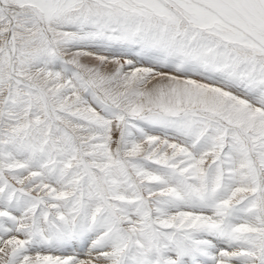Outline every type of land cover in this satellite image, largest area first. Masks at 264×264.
I'll list each match as a JSON object with an SVG mask.
<instances>
[{
	"label": "rangeland",
	"instance_id": "obj_1",
	"mask_svg": "<svg viewBox=\"0 0 264 264\" xmlns=\"http://www.w3.org/2000/svg\"><path fill=\"white\" fill-rule=\"evenodd\" d=\"M209 5L0 0V264H97L111 252L103 264H181L193 253L211 264H264V40L227 22L244 23L236 6ZM243 40L254 42L251 54L237 46ZM87 53L112 65L86 63ZM149 75L188 83L157 85L153 97L140 85ZM243 88L262 114L244 95L229 100ZM158 135L170 139L167 151L154 145ZM79 225L83 252L77 239L52 246V231L68 238Z\"/></svg>",
	"mask_w": 264,
	"mask_h": 264
},
{
	"label": "bare ground",
	"instance_id": "obj_2",
	"mask_svg": "<svg viewBox=\"0 0 264 264\" xmlns=\"http://www.w3.org/2000/svg\"><path fill=\"white\" fill-rule=\"evenodd\" d=\"M197 1H199V2H201V3H208V4H210L209 6H211V5H214V3H215V0H197ZM232 1V2H231ZM223 2V1H222ZM225 2L226 3H228V4H231L232 6H236L237 8H236V10L238 11L237 13L238 14H240L242 17H243V21H244V23H242L241 21H237L236 19L235 20H231V17H229L228 18V20H227V22L228 23H231L232 25H235V26H237V27H239L240 29H243L244 31H246L247 32V34H249L250 36H252L254 39H256L260 44H261V40L260 39H263L264 40V37L262 36H259V33H261V34H264V0H225ZM233 7V8H234ZM15 9H11V8H5V11H7L6 13L9 15V14H12V13H14L15 11H14ZM18 11H22V12H26V13H28L29 11L27 10V9H24V10H18L17 9V12ZM16 13V12H15ZM30 13V12H29ZM13 15V14H12ZM232 18H234V17H232ZM259 32V33H258ZM260 34V35H261ZM244 37V36H243ZM237 39H239V38H237ZM241 39V38H240ZM253 39V40H254ZM87 40V39H86ZM251 40V39H250ZM95 41V40H94ZM242 43H240L239 45H237V46H239L240 48H241V50L244 52V53H246V54H251L253 51H254V49H253V46H252V44L254 43H249L248 41L246 42L245 40H243V41H241ZM10 44V43H9ZM76 44V43H75ZM106 44V43H105ZM104 44V45H105ZM256 44V43H255ZM71 45V44H70ZM10 46V45H9ZM89 46V45H88ZM261 46V45H260ZM131 47V46H130ZM258 47H259V45H258ZM9 48V51H10V47H8ZM72 48V47H71ZM103 48V47H102ZM234 48H237V47H234ZM261 48V47H260ZM74 49H76V48H74ZM99 49V48H98ZM115 49H119V48H116L115 47ZM238 49V48H237ZM83 50V49H82ZM105 50V49H104ZM260 50H262V49H260ZM101 51V50H100ZM238 51H240V50H238ZM93 52V51H92ZM102 52V51H101ZM104 52V51H103ZM124 52V51H123ZM86 53V52H85ZM120 53V52H119ZM126 53V52H125ZM240 53V52H239ZM93 54V53H92ZM92 54H90V53H87L85 56H84V59H86L87 60V62L86 63H90V64H93V65H95L96 67H98V68H101L102 69V67H101V65H103L104 67H106V68H108V65H112V61H110V60H112V59H107V57H101V56H94V55H92ZM97 54V53H96ZM123 54V53H122ZM245 54V55H246ZM110 55V54H109ZM126 55V54H125ZM148 55V54H147ZM150 55H152V54H150ZM67 56V55H66ZM106 56V55H105ZM123 56H124V54H123ZM126 57V56H125ZM154 58V57H153ZM67 59V58H66ZM208 60V59H207ZM66 61V60H65ZM64 61V62H65ZM60 63V62H59ZM114 63H116L115 65V67L117 68V67H119V66H121L122 64H123V61L122 60H119V59H116L115 60V62ZM65 64V63H64ZM66 65H67V63H66ZM68 66V65H67ZM66 66V67H67ZM134 66V65H133ZM123 68H124V66H123ZM123 68H121V69H123ZM73 68H71V66H70V68H68V69H66V71H67V73L70 75V76H72L73 74H75L76 73V71H74V70H72ZM83 69H85V66L82 68L81 67V71L83 72ZM134 69V68H133ZM245 69V68H244ZM80 70V69H79ZM78 70V72H81V71H79ZM129 71V70H128ZM243 71V70H242ZM247 71V70H246ZM118 72H120V71H118ZM121 72H123V71H121ZM120 72V73H121ZM168 72V71H167ZM225 73V72H224ZM250 73V72H249ZM118 74V73H117ZM122 74V73H121ZM120 74V75H121ZM139 74H141V73H139ZM139 74H138V77H139ZM244 74V73H243ZM242 74V75H243ZM247 75V74H246ZM74 76L75 75H73V78H74ZM142 75H140V77H141ZM124 77H127V76H125V74H124ZM139 77V78H140ZM145 77V76H144ZM246 77V76H245ZM72 78V79H73ZM143 78V77H142ZM190 78V77H189ZM250 78V77H249ZM78 79V78H77ZM83 79L84 80H82V81H84L86 84H88L89 82H88V80L87 79H89V78H86L85 76L83 77ZM81 80H80V82H81ZM197 81V80H196ZM73 82V81H72ZM79 82V81H78ZM174 83V84H186V83H188V82H181V81H175V80H173V78H170V77H163V76H156V75H149V76H147L146 78H144L143 79V81H141V83H140V85H141V87L143 88V89H147V91L149 90L150 91V93H152L153 94V97L154 96H157L156 95V93L158 92V88H157V85H160L161 86V88H165L166 87V85L168 84V83H170L167 87H169L172 83ZM190 82V81H189ZM223 82V81H222ZM231 82V81H230ZM70 83V82H69ZM191 83V82H190ZM241 83H243V82H241ZM80 84V83H79ZM173 84V85H174ZM200 84V83H199ZM215 84V83H214ZM233 84V83H232ZM237 84V83H236ZM235 84V85H236ZM239 84V83H238ZM244 84V83H243ZM85 85V84H84ZM198 85V84H197ZM201 85V84H200ZM242 85V84H241ZM245 85V84H244ZM93 86V85H92ZM192 86V85H191ZM205 87H207V85L205 86ZM204 87V88H205ZM227 87H229V86H227ZM91 88L92 87H90V89L89 90H91ZM188 88V87H187ZM190 88V87H189ZM208 88H211V87H208ZM207 88V89H208ZM215 88V87H214ZM231 88H233V86L231 87ZM206 89V88H205ZM226 89V88H225ZM95 90V89H94ZM232 90V89H231ZM243 90H244V88L239 92V91H237L236 92V89H234V94H231L232 96L231 97H228L229 98V100H231V101H235V100H237V99H235L234 97H237V96H243L244 95V98H245V96L247 97V99L249 100L248 102L250 103H248L249 105H251V106H249L248 105V107H246V108H248L251 112H253V113H261L262 114V111H258L257 109H256V104L257 103H259L257 100H255V99H253V97H250V95L249 94H247V92H246V95L244 94V92H243ZM203 91V90H202ZM93 92H97V91H93ZM209 92V91H208ZM235 92H236V94H235ZM262 92V91H261ZM221 93H223V92H221ZM231 93V92H230ZM255 93H256V91H255ZM97 94H99V93H97ZM220 94V93H219ZM93 95V94H92ZM96 95V94H95ZM206 95V94H205ZM260 95H261V93H260ZM212 96V95H211ZM215 96H217L218 97V94L216 93V95ZM220 97L222 96V95H219ZM228 96V95H227ZM100 97V96H99ZM226 97V96H225ZM93 98V97H92ZM92 98H91V101H92ZM97 98V97H96ZM228 98H226V99H228ZM241 98V97H240ZM44 99H46L45 98V96H44ZM43 99V103L45 104V106L48 108L49 107V105H47L46 104V101ZM93 99H95V98H93ZM210 99V98H209ZM246 99V98H245ZM101 100V99H100ZM244 100V99H243ZM98 101V100H97ZM106 101V100H105ZM236 102V101H235ZM93 103V102H92ZM237 103V102H236ZM235 103V104H236ZM242 103V102H241ZM213 104H215L214 102H213ZM218 104V106H219V102L218 103H216V105ZM234 104V105H235ZM238 104H240V103H238ZM221 105V104H220ZM247 105V104H246ZM245 105V106H246ZM93 106V105H92ZM215 106V105H214ZM241 106H242V104H241ZM216 107V106H215ZM235 107V106H234ZM243 107V106H242ZM49 109V108H48ZM197 109V108H196ZM217 109V108H216ZM242 109V108H241ZM191 110V109H190ZM264 110V109H263ZM106 111V110H105ZM188 111V110H187ZM218 111V110H217ZM194 112V111H193ZM105 113V112H104ZM187 113H189V112H187ZM182 114V113H181ZM192 114V113H191ZM186 115V114H185ZM205 115H207V114H205ZM217 115V114H216ZM255 115V114H254ZM180 116V115H179ZM54 117H57V116H54ZM213 117H215V116H213ZM212 117V118H213ZM264 117V116H263ZM101 118H103V117H101ZM260 118H262V116H260ZM218 119V118H217ZM264 119V118H263ZM220 121V120H219ZM59 122V121H58ZM216 122V121H215ZM225 123V122H224ZM75 131V130H74ZM122 132V131H121ZM254 132V131H253ZM90 133V132H89ZM166 133V132H165ZM217 133V132H216ZM72 134V133H71ZM84 134V133H83ZM86 134V133H85ZM84 134V135H85ZM122 134V133H121ZM162 134H163V131H162ZM161 134V135H162ZM169 134H171V133H169ZM248 134V133H247ZM75 135V134H74ZM82 135V134H81ZM124 135V134H123ZM143 135H145V134H143ZM156 135V134H155ZM244 135V134H243ZM250 135V134H249ZM246 135V136H243V139L245 140V142H247L246 143V145L248 146V149L251 151V153H255V151H254V149L251 147V138H250V136L252 135ZM83 136V135H82ZM121 137V136H120ZM172 137V136H171ZM253 137V136H252ZM115 138H117V137H115ZM123 138H125V137H123ZM77 139V138H76ZM121 139V138H120ZM128 139V138H127ZM131 139V138H130ZM152 139H154V138H152ZM162 139H164L163 137L161 138V136L159 137V135H158V138L156 139V141H155V146H157V147H161V149H166V148H164L165 146H167L166 144H169L170 145V142H169V140L168 141H163ZM166 139V138H165ZM78 140V139H77ZM122 140V139H121ZM123 140H125V139H123ZM155 140V139H154ZM76 141V140H75ZM127 141V140H126ZM136 141V140H135ZM181 141V140H180ZM178 139H177V141L176 142H174V143H177V142H180ZM183 141V140H182ZM186 141V140H185ZM185 141H184V144L183 145H185ZM73 142H74V140H73ZM116 142H117V140H116ZM128 142V141H127ZM139 142V141H138ZM244 142V141H243ZM124 143V142H123ZM135 143V142H134ZM152 143V142H151ZM188 143V142H187ZM106 144V143H105ZM135 144H137V143H135ZM135 144H133V145H135ZM177 144H179V143H177ZM180 144H181V142H180ZM130 145V144H129ZM144 145V144H143ZM143 145H141V146H143ZM171 145H172V143H171ZM176 145V144H175ZM76 146V145H75ZM131 146V145H130ZM147 146V145H146ZM186 146H188V145H186ZM154 147V146H153ZM156 147V148H157ZM126 148H128V147H126ZM131 148H132V146H131ZM139 148V147H138ZM155 148V147H154ZM156 148L154 149V151L156 150ZM173 148V147H172ZM172 148H171V150H172ZM175 148H177V146L175 147ZM121 149V148H120ZM124 149V148H123ZM151 149H152V147H151ZM158 149V148H157ZM116 150H118V149H116ZM128 150H130V148L128 149ZM141 150V149H140ZM175 150V149H174ZM120 151V150H119ZM132 151V150H131ZM152 151V150H151ZM157 151V150H156ZM160 151V150H159ZM163 151V150H162ZM166 151H167V149H166ZM148 152V151H147ZM153 152V151H152ZM152 152H149L148 154L150 155V153H152ZM164 152V151H163ZM114 153V152H113ZM112 153V154H113ZM137 153V152H136ZM155 153V152H154ZM145 154V153H144ZM162 154H164V153H162ZM161 154V155H162ZM170 154V153H169ZM177 154V153H176ZM153 155V154H152ZM158 155V154H157ZM255 155V154H254ZM184 156V155H183ZM136 157V156H135ZM259 157H261V156H259ZM125 158V157H124ZM256 158V157H255ZM198 160H199V158H198ZM155 162H156V160H155ZM208 163V162H207ZM85 164H86V162H85ZM155 164V163H154ZM87 165V164H86ZM156 165V164H155ZM224 165H225V163H224ZM170 166V165H169ZM227 165H225V167H226ZM256 166V165H255ZM259 167V166H258ZM257 167V168H258ZM263 169V168H262ZM126 170V169H125ZM127 170H128V168H127ZM131 170V169H130ZM87 171V170H86ZM89 171V170H88ZM91 171V170H90ZM136 171V170H135ZM257 172V171H256ZM136 173V172H135ZM163 173V172H162ZM94 174V173H93ZM258 174V173H257ZM60 175V174H59ZM141 175V174H140ZM147 175V174H146ZM56 176H57V174H56ZM24 177V176H23ZM96 177V176H95ZM98 177V176H97ZM143 177H144V175H143ZM242 177V176H241ZM244 177V176H243ZM259 177H260V181H261V184L259 183V186H262V187H264V176H263V174H261L260 173V175H259ZM134 178V177H133ZM225 179V178H224ZM240 179V178H239ZM21 181V180H20ZM31 181V180H30ZM158 182V181H157ZM15 183V182H14ZM113 183V182H112ZM26 185V184H25ZM99 185V184H98ZM115 185V184H114ZM137 185V184H136ZM144 185V184H143ZM241 186V185H240ZM18 187V186H17ZM142 187H144V186H142ZM20 188V187H19ZM26 188V187H25ZM114 188V187H113ZM141 188V187H140ZM140 188H138L139 190H141ZM171 188V187H170ZM261 188V187H260ZM259 188V189H260ZM143 189V188H142ZM165 189V188H164ZM26 190V189H25ZM29 190V189H28ZM27 190V191H28ZM35 190V189H34ZM40 190V189H39ZM115 190V189H114ZM20 191V190H19ZM143 191V190H142ZM148 191H149V189H148ZM162 191V190H161ZM46 192V191H45ZM147 192V191H146ZM259 192V191H258ZM39 193H41V192H39ZM50 193V192H49ZM67 193V192H66ZM145 193V192H144ZM45 194V193H44ZM50 194H52V193H50ZM49 194V195H50ZM69 194V193H68ZM103 194V193H102ZM148 194V193H147ZM153 194V193H152ZM32 195V194H31ZM40 195H42V194H40ZM150 195V194H149ZM157 195V194H156ZM162 195V194H161ZM243 195H245V196H247V195H249V193L247 192V193H244ZM38 196V195H37ZM66 196V195H65ZM106 196V195H105ZM46 197V196H45ZM240 197V196H239ZM239 197H236V198H239ZM48 198V197H47ZM153 198V197H152ZM161 198V197H160ZM212 198V197H211ZM158 199V198H157ZM43 200V199H42ZM149 200H152V199H150L149 198ZM149 200H147L148 202H150ZM258 200L259 201H261V205H263V202H264V193H263V191H262V189H261V191H260V193H259V198H258ZM154 201V200H153ZM198 201V200H197ZM200 202V201H199ZM205 202V201H204ZM206 202H207V200H206ZM205 202V203H206ZM155 204H156V202H154ZM203 203V202H202ZM208 203V202H207ZM206 203V204H207ZM108 204V203H107ZM194 204V203H193ZM209 204V203H208ZM207 204V205H208ZM109 205V204H108ZM199 205V204H198ZM201 205V204H200ZM205 205V204H204ZM152 206V205H151ZM156 206H157V204H156ZM177 206V205H176ZM197 206V205H196ZM209 206V205H208ZM193 207V206H192ZM199 208H200V206H198ZM201 207H203V205L201 206ZM211 208H212V206H210ZM153 208H155V207H153ZM157 208V207H156ZM167 208V207H166ZM169 208V207H168ZM203 208H207V207H203ZM261 208H262V206H261ZM158 209V208H157ZM194 209V208H193ZM263 209V208H262ZM164 210V209H163ZM166 210V209H165ZM173 210V209H172ZM187 210H188V208H187ZM202 210V209H201ZM210 210V209H209ZM113 211V210H112ZM154 211V210H153ZM155 211H156V209H155ZM197 211H199V210H197ZM52 212V211H51ZM157 212V211H156ZM160 211H158V213H159ZM162 212V211H161ZM160 212V213H161ZM165 212V211H164ZM213 212V211H212ZM264 212V211H263ZM154 213V212H153ZM168 213H169V211H168ZM198 213V212H197ZM201 213V212H200ZM240 213V212H239ZM259 213V212H258ZM210 214H211V211H210ZM213 214V213H212ZM243 214H245L244 212H243ZM242 214V212H241V215H243ZM263 214V213H262ZM177 215V214H176ZM215 215H219V214H215ZM214 215V216H215ZM172 216V215H171ZM173 216H175V214L173 215ZM213 216V217H214ZM221 216V215H220ZM220 216H218V217H220ZM234 216V215H233ZM246 217L248 216V215H245ZM264 216V215H263ZM83 217V216H82ZM197 217V216H196ZM212 217V218H213ZM240 217V216H239ZM261 217V216H260ZM190 218V217H189ZM199 218V216L197 217V219ZM202 218V217H201ZM78 219V218H77ZM134 220H135V218H133ZM137 219V218H136ZM163 219V218H162ZM173 219H175V218H172V220ZM193 219V218H192ZM196 219V220H197ZM200 219V218H199ZM217 219V218H216ZM220 219V218H219ZM223 219V218H222ZM222 219H221V221H222ZM242 219V218H241ZM240 219V220H241ZM156 220V219H155ZM165 220V219H164ZM163 220V221H164ZM189 220V219H188ZM191 220V219H190ZM195 220V221H196ZM201 221H202V219H200ZM248 220V219H247ZM256 219H254V221H255ZM262 220V219H261ZM169 221V220H168ZM171 221V220H170ZM184 221V220H183ZM249 221V220H248ZM253 221V220H252ZM2 222V221H1ZM197 222H198V220H197ZM200 222V221H199ZM240 222V221H239ZM244 222V221H243ZM175 223V222H174ZM185 223V222H184ZM204 223H206L205 221H204ZM203 223V224H204ZM208 223V222H207ZM253 224H254V222H252ZM256 223V222H255ZM79 224V223H78ZM77 224V225H78ZM81 224V223H80ZM99 224V223H98ZM193 224V223H192ZM197 224H199V223H197ZM202 224V225H203ZM93 225V224H92ZM175 225H176V223H175ZM195 225V224H194ZM193 225V226H194ZM200 225V224H199ZM202 225H200V226H202ZM256 225V224H255ZM97 227H98V225H96ZM101 226V225H100ZM99 226V227H100ZM205 226V225H204ZM251 226V225H250ZM173 227V226H172ZM181 227H182V225H181ZM199 227V226H198ZM81 228V226L79 225L78 226V229L77 228H75V229H77V232L75 231L74 233H73V231H72V233H70V231H69V233L71 234L70 236H69V233L67 234L68 235V238H65V237H67L65 234H61V233H59V232H57L56 230H54V231H52L51 233H50V243H52L53 245V247L55 246V247H59V248H64V247H68L72 242H73V240L74 239H77V238H75L76 237V235H78V236H80L79 234H80V232H79V229ZM95 228V227H94ZM202 228V227H201ZM52 229V228H51ZM55 229V228H54ZM83 228H81V230H82ZM87 229V228H86ZM85 229V230H86ZM96 229V228H95ZM100 229V228H99ZM84 230V231H85ZM88 230H89V228H88ZM63 231V230H62ZM83 231V230H82ZM83 231V232H84ZM98 231V230H97ZM47 232V231H46ZM93 232L95 233V231L93 230ZM99 232H101L100 230H99ZM104 233V232H103ZM48 233H46V235H47ZM81 236H85V235H83V233H81ZM101 236V234L100 235H98V237H100ZM47 237V236H46ZM88 237V236H87ZM102 237V236H101ZM84 238V237H83ZM103 238H104V236H103ZM35 239H37V238H35ZM79 239V238H78ZM78 239H77V241H76V244H75V248H76V250H82V243L80 242V240L78 241ZM99 239H101L102 240V238H99ZM48 240V239H47ZM99 241V242H102V241ZM34 241V240H33ZM36 241V240H35ZM45 242H46V239L44 240ZM90 241V240H89ZM94 241V240H93ZM39 242V241H38ZM42 242V241H41ZM41 242H39V243H41ZM92 242V241H91ZM98 242V241H97ZM99 242H98V244H99ZM106 243H107V241H106ZM210 243V242H209ZM8 244V243H7ZM31 244H33V243H31ZM41 244H43V243H41ZM95 244V243H94ZM97 244V243H96ZM40 245V244H39ZM38 245V246H39ZM44 245V244H43ZM43 245H41V246H43ZM50 245V244H49ZM101 245H102V243H101ZM189 245V244H188ZM104 246V245H103ZM186 246V245H185ZM211 246V245H210ZM9 247V246H8ZM104 247H107V245L106 246H104ZM103 247V248H104ZM109 247V246H108ZM111 247V246H110ZM3 248V247H2ZM1 248V249H2ZM30 249H31V247H29ZM40 248V247H39ZM69 248V247H68ZM96 248V247H95ZM102 248V247H101ZM173 248V247H172ZM186 248V247H185ZM185 248H184V250H185ZM190 248V247H189ZM29 249V250H30ZM44 249V248H43ZM46 249V248H45ZM50 249V248H49ZM107 249V248H106ZM106 249H104V250H106ZM168 248H166V250H167ZM202 249H203V247H202ZM213 249V248H212ZM212 249H211V251H212ZM220 249H222V248H220ZM219 249V250H220ZM234 249V248H233ZM3 250V249H2ZM28 250V249H27ZM48 250V249H47ZM51 250V249H50ZM68 250V249H67ZM90 250H92V249H90ZM90 250H88V252L90 251ZM101 250V249H100ZM107 250H110V249H107ZM106 250V251H107ZM112 250V249H111ZM110 250V251H111ZM205 250H208V249H205ZM205 250H203V251H205ZM210 250V249H209ZM95 251H96V249H95ZM170 252L172 251V250H169ZM183 251V250H182ZM199 251V250H198ZM214 251V250H213ZM2 252V251H1ZM0 252V253H1ZM27 252V251H26ZM29 252V251H28ZM27 252V253H28ZM50 252V251H49ZM60 252V251H59ZM68 252V251H67ZM82 252H83V250H82ZM108 252V251H107ZM166 252H168V251H166ZM174 252H176L175 250H174ZM178 252V251H177ZM176 252V253H177ZM41 253V252H40ZM56 253V252H55ZM77 253V252H76ZM89 253H92V252H89ZM165 253V252H164ZM164 253L162 254V256L164 255ZM185 253V252H184ZM187 253V252H186ZM191 253V252H190ZM199 253V252H198ZM6 254H9V253H6ZM5 254V255H6ZM10 254H12V253H10ZM9 254V255H10ZM26 254V253H25ZM42 254V253H41ZM49 254V253H48ZM62 254H63V252H62ZM82 254V253H81ZM86 254H88V253H86ZM85 254V255H86ZM100 255H101V252L99 253ZM108 254H109V252H108ZM111 254H112V252H111ZM111 254H109V256H108V258H107V256H106V258L107 259H110L109 257L111 256ZM208 254V253H207ZM18 255H19V253H18ZM18 255H16L15 256V259H16V257L18 256ZM38 255H39V253H38ZM43 255V254H42ZM46 255V254H45ZM84 255V254H83ZM89 255V254H88ZM90 255H92V254H90ZM96 255V254H95ZM106 255H107V253H106ZM166 255V254H165ZM177 255V254H176ZM185 255V254H184ZM187 255H188V253H187ZM8 256V255H7ZM19 256H21V255H19ZM22 256H23V254H22ZM41 256V255H40ZM44 256V255H43ZM51 256V255H50ZM49 256V257H50ZM59 256H61L59 253H58V257ZM75 256V255H74ZM94 256V255H93ZM93 256H91L92 258H90V259H94V257ZM167 256H169V254L167 255ZM174 256V255H173ZM177 256H179V255H177ZM176 256V257H177ZM186 256V255H185ZM23 257H25V256H23ZM42 257V256H41ZM48 257V256H47ZM48 257V258H49ZM53 257H55V256H53ZM63 257V256H62ZM66 257H67V254H66ZM82 257V256H81ZM85 257V256H84ZM88 257H90V256H88ZM96 257V256H95ZM101 257V256H100ZM120 257V256H119ZM169 257H171V256H169ZM175 257V258H176ZM186 257H188L189 258V260L188 261H185L184 263H181V264H211L212 262H211V259L212 258H210V257H207V256H205L204 254H197V253H193V255L191 254V256L189 257V255L188 256H186ZM12 258V257H11ZM10 258V260H13V259H11ZM13 258H14V256H13ZM20 258V257H19ZM52 258V257H51ZM70 258H71V256H70ZM99 258V257H98ZM98 258H96V260L98 259ZM114 258V257H113ZM128 258V257H127ZM172 258V257H171ZM178 258H180V257H178ZM181 258H183V257H181ZM185 258V257H184ZM183 258V259H184ZM225 258V257H224ZM20 259H22V258H20ZM20 259H16V261L17 260H20ZM35 260H37L36 258H34ZM44 259V258H43ZM50 259V258H49ZM64 259H65V257H64ZM88 259V258H87ZM86 259V260H87ZM107 259H101V260H97V264H103V261H108ZM160 259V258H159ZM164 259V258H163ZM214 259V258H213ZM226 259V258H225ZM53 260V259H52ZM77 260H78V258H77ZM76 260V261H77ZM80 260H82V259H80ZM166 260V259H165ZM167 260H169V258L167 259ZM172 260H175V259H172ZM182 260V259H181ZM199 260H201L202 262H198ZM216 260V259H215ZM220 260V259H219ZM223 260V259H222ZM227 260V259H226ZM23 261V260H22ZM39 261H40V259H39ZM43 261V260H42ZM45 261V260H44ZM43 261V262H44ZM70 261V260H69ZM75 261V262H76ZM93 261V260H92ZM105 261V262H106ZM110 261V260H109ZM144 261V260H143ZM176 261V260H175ZM178 261V260H177ZM225 261V260H224ZM37 262V261H36ZM53 262V261H52ZM52 262L50 261L49 263H51L52 264ZM55 262V261H54ZM56 262H58V261H56ZM96 262V261H95ZM127 263L128 262H130V260L129 261H126ZM145 262V261H144ZM160 262V261H159ZM222 262V261H221ZM227 262V261H226ZM8 263H10V262H8ZM12 263V262H11ZM15 263V262H14ZM17 263H18V261H17ZM21 263V262H20ZM19 263V264H20ZM29 263V262H28ZM59 263V262H58ZM90 262H88V264H89ZM109 263H111V262H109ZM114 263V262H113ZM164 263V262H163ZM168 263V262H167ZM171 263H172V261H171ZM220 263V262H219ZM262 263V262H261ZM13 264V263H12ZM23 264V263H22ZM44 264H48L47 262L46 263H44ZM61 264V263H60ZM69 264V263H68ZM90 264H93V263H90ZM104 264H106V263H104ZM133 264V263H132ZM136 264V263H135ZM141 264V263H140ZM143 264H145V263H143ZM149 264V263H148ZM174 264V263H173ZM178 264V263H177ZM214 264V263H213ZM216 264H218V261H217V263ZM220 264H223V263H220Z\"/></svg>",
	"mask_w": 264,
	"mask_h": 264
}]
</instances>
